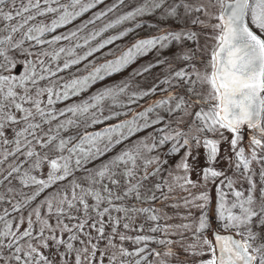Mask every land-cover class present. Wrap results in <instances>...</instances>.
Returning a JSON list of instances; mask_svg holds the SVG:
<instances>
[{
    "label": "snow or ice",
    "instance_id": "obj_1",
    "mask_svg": "<svg viewBox=\"0 0 264 264\" xmlns=\"http://www.w3.org/2000/svg\"><path fill=\"white\" fill-rule=\"evenodd\" d=\"M0 264H264V0H0Z\"/></svg>",
    "mask_w": 264,
    "mask_h": 264
},
{
    "label": "trees",
    "instance_id": "obj_2",
    "mask_svg": "<svg viewBox=\"0 0 264 264\" xmlns=\"http://www.w3.org/2000/svg\"><path fill=\"white\" fill-rule=\"evenodd\" d=\"M109 2H111V0H109ZM136 0H130V6H134L135 5ZM124 10H130V7L128 9H124ZM141 35H147V33H141ZM129 39H131V37H129ZM127 42V41H125ZM133 67H135V65H133ZM128 71H131V69H129ZM157 75H159V70H156ZM124 75H127V71L124 73ZM117 79L121 78L120 76L116 77Z\"/></svg>",
    "mask_w": 264,
    "mask_h": 264
},
{
    "label": "rangeland",
    "instance_id": "obj_3",
    "mask_svg": "<svg viewBox=\"0 0 264 264\" xmlns=\"http://www.w3.org/2000/svg\"><path fill=\"white\" fill-rule=\"evenodd\" d=\"M176 194H178V195H180V196H184V195H186L185 193H176ZM181 211H183V210H181Z\"/></svg>",
    "mask_w": 264,
    "mask_h": 264
}]
</instances>
